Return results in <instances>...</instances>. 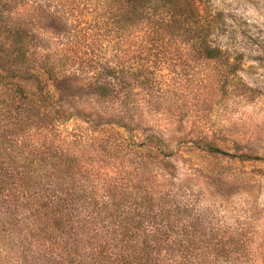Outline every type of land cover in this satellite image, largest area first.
Instances as JSON below:
<instances>
[{"label":"rangeland","instance_id":"rangeland-1","mask_svg":"<svg viewBox=\"0 0 264 264\" xmlns=\"http://www.w3.org/2000/svg\"><path fill=\"white\" fill-rule=\"evenodd\" d=\"M13 1H0V38L24 32L34 51L67 70L65 79L48 83L52 106L40 117L55 128L56 146L63 143L64 152L100 174L84 185L98 188L120 172L131 177L151 195L155 213L173 214L169 231L192 247V264H264V0H198L209 40L226 49L216 59L134 48L130 28L119 29L100 10L102 0ZM108 67L119 80L149 82H132L131 89L121 80L118 95L100 98L86 73ZM21 85L40 105L36 85ZM85 142L99 153L107 142L106 156L116 146L118 160L88 156ZM39 175L36 195H51L59 180L48 169ZM9 234V225L0 224V264L18 239Z\"/></svg>","mask_w":264,"mask_h":264},{"label":"trees","instance_id":"trees-1","mask_svg":"<svg viewBox=\"0 0 264 264\" xmlns=\"http://www.w3.org/2000/svg\"><path fill=\"white\" fill-rule=\"evenodd\" d=\"M102 2L100 10L111 16L119 29L130 28L134 48L158 56L179 50L195 51L198 59L226 55L224 47L209 40L211 27L203 19L198 0ZM13 3L6 0L5 6ZM33 49V40L24 32H15L6 40L0 38V224L9 225L10 239L18 238L4 250L6 263L192 264V247H185L179 241L181 235L169 231L173 214L155 213L147 204L152 203L151 195L134 185L131 177L120 172L107 183L97 184L98 188L84 185L100 174L64 152L63 143L56 146L52 137L55 128L40 117L42 108L52 106L51 95L46 92L48 83L65 79L67 70L51 55ZM106 73H86L104 99L119 94L121 80L129 88L132 82H149L145 78L119 80L115 69L109 67ZM104 74L107 81L102 78ZM22 82L36 85L40 105L27 96ZM130 93L128 97L137 96ZM92 146L85 142L80 147L87 155L118 160L120 150L116 146L110 145L115 152L111 156L104 154L107 142L98 147L100 153ZM207 151L227 155L211 146ZM42 168L59 180L51 195L44 197L41 192L36 195L34 181ZM94 190L99 191L98 196L93 195ZM130 210L137 213L130 215ZM216 263L213 259L202 264Z\"/></svg>","mask_w":264,"mask_h":264}]
</instances>
